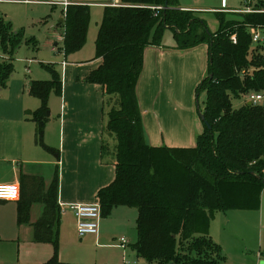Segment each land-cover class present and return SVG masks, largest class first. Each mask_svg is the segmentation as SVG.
I'll return each mask as SVG.
<instances>
[{"label":"trees","instance_id":"1","mask_svg":"<svg viewBox=\"0 0 264 264\" xmlns=\"http://www.w3.org/2000/svg\"><path fill=\"white\" fill-rule=\"evenodd\" d=\"M119 1L118 6H104L95 41L101 63L86 77L103 87L107 136L102 149L115 158L114 180L97 193L101 217L116 206L135 208L133 248L149 263L219 264V246L206 230L208 213L215 207H257V188L264 187V106L244 103L233 108L231 103L233 97L264 89V57L259 46H251L250 34L251 26H264V0H254L250 5L257 11L238 13L240 19H226L217 11L219 28L213 33L193 11L180 9L178 0ZM88 9L82 3L66 7L61 22L65 54L85 43ZM165 30L172 32L178 49L207 44L206 75L196 87L197 96L205 91L199 110L205 122L192 148L156 147L144 136L136 84L144 49L160 45ZM20 42V34L0 20L3 49L12 52ZM47 68L51 79L32 80L28 87L29 94L40 100L31 113L40 144L48 95L61 91L59 74L52 66ZM11 73V61H0V86L6 85ZM33 202L43 205L41 216L32 223L33 242L53 246V255L43 264H61L56 175L47 188L41 176H20L18 224L29 221Z\"/></svg>","mask_w":264,"mask_h":264},{"label":"crops","instance_id":"2","mask_svg":"<svg viewBox=\"0 0 264 264\" xmlns=\"http://www.w3.org/2000/svg\"><path fill=\"white\" fill-rule=\"evenodd\" d=\"M108 1L97 5L106 6ZM183 1L178 0L180 9L197 10L194 5ZM209 10L228 12L234 9L227 8L221 0V7ZM61 34L63 36V30ZM163 41L160 45H149L144 49L142 70L136 84L144 136L152 146L192 148L204 128L200 116L194 112L193 94L196 85L206 75L207 44L178 49L174 43L170 48L165 47ZM62 63L60 72L57 71L61 91H51L47 99L49 110L43 130L44 145L36 141L35 122L31 120V113L40 106V100L28 92L30 82L36 79L31 73L23 78L10 79V75L6 85L0 86V185L6 192L14 193L11 198L0 199V206L9 209L8 213L0 214V232L4 224L5 229L12 230L13 227L17 234L14 242L8 241L11 238L0 237V264H43L54 252L45 246L50 243L33 242L32 223L41 216V203L31 204L27 223H17L22 174L41 176L45 188L56 175L59 206L99 204L98 191L115 178L114 154L102 149L107 136L104 90L101 85L86 81L101 59ZM185 89L187 91L184 92ZM122 207L127 208L124 212L132 214L136 230L137 210L121 205L100 218L97 234L84 237L96 242L112 234L113 230L103 219ZM68 217L74 220L73 224L67 223ZM57 229L60 241L69 229L77 234L75 218L70 211L60 213ZM125 230L126 227L120 229ZM122 237L126 239L122 235L116 244L124 249L119 246ZM126 240L130 244V240ZM64 260L58 255L61 264Z\"/></svg>","mask_w":264,"mask_h":264},{"label":"rangeland","instance_id":"3","mask_svg":"<svg viewBox=\"0 0 264 264\" xmlns=\"http://www.w3.org/2000/svg\"><path fill=\"white\" fill-rule=\"evenodd\" d=\"M60 1L62 0H0V20L8 22L11 30L21 36L20 44L12 52L4 50L0 44V61L7 60L12 64L10 79L31 75L36 80H48L52 75L47 66H52L56 72H60L62 61L88 62L98 59L95 41L104 6L97 4L108 0H67L68 3H82L89 6L85 43L80 49L68 54H65L63 48L61 34L63 25L60 20L64 18L65 7L58 4ZM184 2L197 7L193 14L204 21L206 31L213 33L218 30L220 13L209 8L221 7V0H184ZM224 2L229 9H243L246 6V0H224ZM250 2L253 4L254 0ZM221 13L226 19H240L238 13L229 11ZM58 37L60 40H57ZM162 40L165 47L170 48L173 43L176 47L171 31H164ZM259 52L261 55L264 54L263 51ZM196 87L193 107L195 114L199 116V110L204 107L205 91L201 89L197 96ZM231 103L233 108H239L246 103L244 95L231 98ZM260 104L264 106V97ZM257 189V198L260 202L257 207L248 209L215 207L208 213L206 230L213 242L219 246L220 254L216 256L219 264H264V187L261 190ZM123 210L127 208L116 209L111 216L103 219L113 231L112 234L96 242L88 237L79 238L70 229L61 241L58 236L57 253L66 259L64 264H124V260L129 262L128 264H152L137 256L132 245L137 236L133 216ZM8 212L7 206H0V214ZM67 220V223H74L71 217ZM3 225L0 237L11 238L8 240L10 242L16 241L17 234L13 231L14 228L5 229ZM122 227H126V230L120 231ZM122 235L130 240V244H126L124 249L116 244L117 238ZM45 246L54 250L51 244Z\"/></svg>","mask_w":264,"mask_h":264},{"label":"built area","instance_id":"4","mask_svg":"<svg viewBox=\"0 0 264 264\" xmlns=\"http://www.w3.org/2000/svg\"><path fill=\"white\" fill-rule=\"evenodd\" d=\"M248 3V5H247ZM59 5L66 7L71 4L68 3L67 0H62L58 2ZM250 0H246V6L243 9H234L229 10L235 13H249L255 12L251 7ZM106 5L109 6H118L120 5L119 0H109ZM251 34V44L253 47H260V51L264 52V26H251L250 27ZM232 41L235 42V36L231 37ZM264 57V54H262ZM64 63V62H63ZM245 102L251 104H258L264 97V89L259 91H249L244 94ZM264 179V173H263ZM12 186V185H9ZM14 193L6 192L3 188V185H0V199L12 197ZM16 195V194H15ZM60 213H64L66 210L70 211L75 218V226L76 232L79 237H84L86 235L97 234L99 229V221L101 218V208L98 203L93 204H68V205H60ZM127 244V240L125 238L120 239V247H125ZM129 262L124 260V264H128Z\"/></svg>","mask_w":264,"mask_h":264},{"label":"water","instance_id":"5","mask_svg":"<svg viewBox=\"0 0 264 264\" xmlns=\"http://www.w3.org/2000/svg\"><path fill=\"white\" fill-rule=\"evenodd\" d=\"M211 76V75H210ZM199 116H200V119L202 120V121H204V116H203V114L200 112V114H199ZM205 122V121H204Z\"/></svg>","mask_w":264,"mask_h":264}]
</instances>
